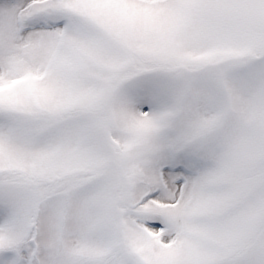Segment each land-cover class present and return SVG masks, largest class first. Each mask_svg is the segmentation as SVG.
<instances>
[{
	"label": "snow or ice",
	"instance_id": "6c2138e0",
	"mask_svg": "<svg viewBox=\"0 0 264 264\" xmlns=\"http://www.w3.org/2000/svg\"><path fill=\"white\" fill-rule=\"evenodd\" d=\"M0 264H264V0H0Z\"/></svg>",
	"mask_w": 264,
	"mask_h": 264
}]
</instances>
